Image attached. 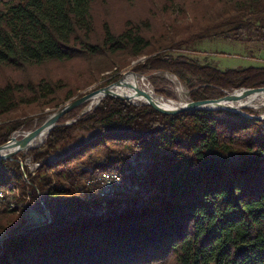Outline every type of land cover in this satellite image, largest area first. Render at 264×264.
Here are the masks:
<instances>
[{
	"label": "trees",
	"instance_id": "trees-1",
	"mask_svg": "<svg viewBox=\"0 0 264 264\" xmlns=\"http://www.w3.org/2000/svg\"><path fill=\"white\" fill-rule=\"evenodd\" d=\"M234 1L230 16L161 52L142 23L113 30L99 14L107 0H0V123L26 107L46 117L87 95L67 79L6 76L50 65L116 72L101 89L121 78L122 59L146 57L135 71L175 75L194 102L264 88V67L221 71L180 53L211 32L264 43V0ZM76 110L40 148L0 160V264H264V120L226 110L166 115L113 97ZM26 124L2 123L0 147ZM109 173L124 183L109 197L83 185Z\"/></svg>",
	"mask_w": 264,
	"mask_h": 264
},
{
	"label": "rangeland",
	"instance_id": "rangeland-1",
	"mask_svg": "<svg viewBox=\"0 0 264 264\" xmlns=\"http://www.w3.org/2000/svg\"><path fill=\"white\" fill-rule=\"evenodd\" d=\"M233 1L234 0H107L106 8H101L102 10L99 11V14L101 17H106L113 30L119 31L124 29L128 22L144 24L146 27V36L154 44L153 48L156 49L157 47H160L159 51L162 52V47L164 45H182L185 40L189 41L200 31H205L213 26L212 24H215L217 20L221 19V17L230 16L234 9L235 1ZM3 7L4 6L0 4V10H2ZM102 19L105 18H99V20ZM215 33L216 32H211L210 35H206L202 39L192 43L180 53L201 65L213 66L221 71L242 70L249 67H264V43L256 41V38L251 42H237L221 36H212V34ZM170 53L178 55V53ZM156 55L157 54L154 56ZM146 59V57L135 59H127L126 57L122 59L121 62L123 63V68L120 73L122 75L121 78L124 75L133 72L141 78V87L153 90L155 92V97L157 98L164 97L172 100L176 104L183 103L182 98L178 94V85H180L186 91V103L191 101L189 88L175 75L170 73H151L148 71L140 72L134 70L137 66L143 65ZM83 65L84 64L80 63L50 65L47 66L46 69L31 70L30 74H24L25 76L18 72L12 74L9 71L6 73V76L11 79L14 78L19 82L29 78L32 80L45 78L46 80L52 79L54 81L58 78L67 79L68 82H70L69 86L73 87L74 91L82 89L80 93L88 95L89 93L98 90L103 83L112 80L113 77L117 75L116 72H110L101 75L99 78L91 72V69L84 67ZM28 75L30 77H27ZM170 77H174L178 81V85L170 80ZM70 102H67L66 104ZM66 104H64V106ZM86 107L88 110H93L95 108L92 106V103L85 104L75 112L82 116V112L86 110ZM245 110H251L256 114L251 116L264 115V108L258 110L254 108L243 109V112L248 114ZM47 111L33 107H26L17 113L4 117L0 125L5 121L8 122L15 119H20L23 122H26L27 124L21 130L15 132L21 134L22 137H19L18 139L20 140L24 137L23 134L34 131L45 123L49 115L46 117H40V115ZM80 134L85 135L87 133L82 131ZM27 153L23 152V154ZM29 159H27L25 163L33 172L38 167L37 164H32L31 160L28 162ZM114 174L119 175L117 173ZM83 185H86V183ZM119 188L117 187V189ZM106 197L107 196H105V198ZM19 206L26 207L24 203H20ZM16 207L18 206H15L12 201L10 208L13 209ZM37 220H39V217L31 214L30 221L35 222ZM4 236L5 232H1L0 238H3Z\"/></svg>",
	"mask_w": 264,
	"mask_h": 264
},
{
	"label": "water",
	"instance_id": "water-1",
	"mask_svg": "<svg viewBox=\"0 0 264 264\" xmlns=\"http://www.w3.org/2000/svg\"><path fill=\"white\" fill-rule=\"evenodd\" d=\"M128 74H132L136 77H138V75H136L133 72H130ZM124 75L121 79H119L117 82L98 89L96 91H93L92 93H89L88 95L83 96L80 99H76L68 104H66L65 106L61 107L60 109H58L57 111H55L54 113H52L51 115H49L45 121V123L39 127L38 129L34 130V131H30L27 132V135H25L22 139L17 140L15 138V136L19 133H14L10 140L3 146L0 147V160H8V159H12L13 157H15L16 155L20 154V153H27L29 150L31 149H36L41 147L46 139L48 138L49 134L51 133V131L58 127L60 124V120L68 113L83 107L86 103H88L90 100L96 98V97H101V100L98 102V104L106 97H113V98H117V99H122V100H126L134 105H149L152 106L155 110H157L160 113L166 114V115H178L184 112H190V111H217V110H226V111H230V112H234L237 113L241 116L247 117V118H251V119H256V120H264V115H260V116H251L248 114H245L243 112V109H247V108H253L251 106H240V107H235V106H230L227 105L230 101H237L240 98L243 97H247L249 95H254V94H260V93H264V88L262 89H239V90H234L231 93H227L226 96L218 98V99H211V100H204V101H190L187 102L185 104H176L173 101L166 99L164 97H161L164 100L169 101V103L172 104H167V103H159L157 101H154V99L144 90H141L139 87L135 88V98L136 99H144L146 100V102L143 103H136L133 102L131 97L128 96H124L121 94H118L116 92L113 91V88L116 86H122L125 85L124 79H125ZM238 92H241V94H237ZM97 104V105H98ZM96 105V106H97ZM92 110H85L82 112V115H84L87 112H90ZM75 121L69 122L67 124H71ZM47 130V136L46 139L42 142L41 145L39 146H31V142L33 140L34 137H36L39 133L43 132ZM31 159L28 160V162H30Z\"/></svg>",
	"mask_w": 264,
	"mask_h": 264
},
{
	"label": "bare ground",
	"instance_id": "bare-ground-1",
	"mask_svg": "<svg viewBox=\"0 0 264 264\" xmlns=\"http://www.w3.org/2000/svg\"><path fill=\"white\" fill-rule=\"evenodd\" d=\"M170 80H172L174 83H176L178 85V81L174 77H170ZM140 81H141L140 77H136L132 74H128L125 76V79H124L125 85L116 86L113 88V91L118 93V94L131 97L133 102H136V103L146 102V100H144V99H136L134 97L135 96L134 86H140ZM145 91L154 99V101H157L159 103H167V104L169 103V101H167V100L155 97V92L153 90L146 88ZM178 94L182 98L183 103H181V105L185 104L186 103V91L180 85H178ZM237 94L239 95V94H241V92H238ZM100 100H101V97H96V98L90 100L86 104L92 103V106L96 107V105L98 104V102ZM169 104H172V103H169ZM227 105L235 106V107H240V106L246 105V106H251L256 110L262 109V108H264V93L249 95L247 97L240 98L237 101H230ZM86 110L88 111L87 107H86ZM47 133H48V131L45 130V131L39 133L36 137H34L32 142H31V146L41 145L42 142L46 139ZM25 135H27V134H23V136H25ZM19 137H22L21 134H18L15 136V138L17 140L19 139ZM37 167H38V165H37ZM96 178L115 179L117 181H122L121 176L115 175L114 173L102 175V176H99ZM91 193L98 194L102 197H105V196L109 197L108 194H99V192H91ZM0 196H2V200H3L4 194L1 191H0Z\"/></svg>",
	"mask_w": 264,
	"mask_h": 264
},
{
	"label": "built area",
	"instance_id": "built-area-1",
	"mask_svg": "<svg viewBox=\"0 0 264 264\" xmlns=\"http://www.w3.org/2000/svg\"><path fill=\"white\" fill-rule=\"evenodd\" d=\"M122 185L123 181H117L115 179L92 178L86 182V187L91 192H99V194H108V196L115 193L117 187L119 188ZM3 202L4 201H2V196H0V203ZM49 220L50 219L48 216L42 217L43 223L49 222Z\"/></svg>",
	"mask_w": 264,
	"mask_h": 264
}]
</instances>
